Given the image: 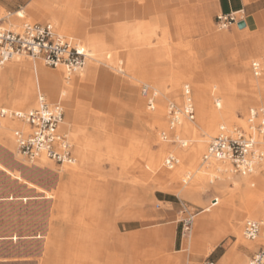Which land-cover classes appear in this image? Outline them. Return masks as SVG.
<instances>
[{
  "label": "rangeland",
  "instance_id": "1",
  "mask_svg": "<svg viewBox=\"0 0 264 264\" xmlns=\"http://www.w3.org/2000/svg\"><path fill=\"white\" fill-rule=\"evenodd\" d=\"M33 1L0 0L2 3L0 5V18L3 24L13 30H20L23 25L29 23H49L54 27L55 25L50 21L51 15L38 14L44 21L31 20L32 14L30 11L32 10L31 4ZM130 1L132 4H139L138 0ZM154 1L158 3L159 7L162 6V0ZM164 1L170 2L173 6L176 4V0ZM41 3L46 6L49 1H41ZM120 4H122L121 0H67L68 7L73 8L78 16L87 14L92 23L98 24L91 34L102 38L106 37L103 40L111 54L116 53L124 56L128 54L127 56H132L138 50L132 47L130 41L135 40L138 33L124 34L123 31L115 30L116 26L125 22L123 19L116 17ZM175 7L163 10L162 12H168V17L159 14V19H155V13L150 9L151 25L160 30H169L171 34L169 46L171 48L174 44H179L178 46L183 47V50L181 49L182 53L192 51L196 60L201 62L204 68L221 66L231 83L241 84L244 81L248 83L250 79L264 77V11L253 16H245L247 30L240 32V29L235 27L222 30L215 25V17L220 14L216 10L215 0H185V14L180 23H177L175 18L169 15V11H172ZM18 10H24V19L15 17V12ZM58 11L72 12L71 9L64 7L56 8V12ZM84 21L88 25V19ZM133 21L140 23L141 15L133 17ZM10 24H13V26ZM54 28L59 35L71 38L76 43L86 47L89 54L91 53L88 44L82 43L79 29H72L70 32L64 33L56 27ZM106 28L115 31L106 32ZM157 35L151 36L149 47L158 46L162 35L160 33ZM109 56H111L110 59L102 58L97 67L109 77L113 84H108L105 80L101 83L99 80L88 81V86L78 89L79 93L85 97V105L88 107L89 115L80 116L73 127L85 138V141L82 142V148L87 150L94 162H90L86 166L79 165L74 153L76 143L71 138L69 131H61L67 136L72 146L75 162L71 165L77 167L75 176L71 177L64 171L67 166L56 165L44 158L54 174L61 176V179H55V175L53 178L48 179L37 180L33 178L28 171L34 168V163L28 162L19 154L15 143L14 133H22L25 130V126L23 128L24 123L11 117L0 119V123L9 120L8 122L12 125L18 124V127L17 125L15 127L10 126L11 128L8 129L13 137L11 145L14 147L15 154L11 151L3 152L0 148V165H2L0 167V259L6 260V262L0 264H20L11 262L15 261L16 258H21L22 264H44L41 256H37L36 253L17 255L14 258L12 251L20 254L23 250L35 249L36 246H40V243L50 230L54 229V226H60V230L64 233L74 231L76 234L81 235L80 232L85 230L93 233L100 225L107 227L106 230L109 229V226H114L120 237L124 239L120 253L110 260L113 264H203L208 261H213L216 264H247L258 248L264 246V241L256 240L252 244L247 242L243 236L244 224L247 220H254L264 225V220L255 219V216L260 215L256 210L264 208V156L256 164L254 171L250 175H246L252 176L254 172H257L259 184L253 185L252 183L247 187L241 184L239 189V192H245V198L249 196L250 200L254 202V208L250 212L252 215L256 211L254 218L246 217L239 201H236L234 217L237 219L242 218L240 228L236 227L233 231L225 232L222 239L210 252L189 251L186 248V242L196 217L210 215L214 208H220L217 209L219 211L214 222L216 225L226 223L227 217L225 214H228L230 208L227 205L225 206L224 203L229 199V193H224L217 188L218 180L216 177H213L211 182L207 179L205 184L197 189L192 198L182 193L163 192L158 189L156 184L149 187L147 186L149 183L142 182L139 171L136 169L139 165L145 166L142 156L140 157L143 152L141 153L139 150L144 146H146L144 152L148 149L159 151L164 148L165 143L168 144L166 148L169 149L170 153L166 156L167 158L170 155L175 157L174 152L176 149L189 147L191 142L188 136L180 133L179 139L176 137L174 129L178 124L173 130H169L167 110L170 102H173L178 108H182L184 85L189 82L183 80L178 95L172 96L169 93L172 86L170 83L171 74L168 71L165 90L162 92L156 89L158 88L157 85L144 81L143 77L139 76L148 69H154L156 67L154 62L149 60L143 62L142 58L139 57L134 68L135 74L132 75L125 70L126 67L121 63L119 64L120 67L111 65L112 55L109 54ZM19 59L30 63L35 61L26 56H19ZM36 61L41 63L45 71H54L60 68L66 73L61 66L50 68L40 60L36 59ZM88 61L81 71L71 74L69 77L81 78V75L86 73ZM253 61H258L262 66L260 76L256 77L252 73L251 63ZM186 63V61H183L179 64L182 78L186 73ZM197 65L200 66L199 63ZM199 66H197L198 70L200 69ZM143 85H149L157 92L154 109L152 110L147 108L146 102L140 94ZM213 85L215 84L212 82L205 84L206 88ZM246 86L248 89L250 88L249 85ZM189 90L194 108V119L190 121L184 115L180 119L183 120L184 118L191 124L196 125L198 131L203 135L205 124L203 119H200L190 85ZM38 96H42L41 93L36 94V105ZM218 96H221V94L209 91L204 93V97L211 103L210 106L214 105ZM236 96L246 103V111L235 110L236 123L232 125V133L228 134L233 136L235 129H242L247 134L253 135L259 143L260 140L255 130L258 120H254L250 131L247 129L249 124L243 125V122L245 120L247 122L250 109L258 111L260 110L258 108L261 107L264 113V95L256 94V96H253L254 101L257 103L254 106H252L253 102L250 98L252 94L239 91ZM46 101L51 104L57 103L48 98H46ZM159 105L164 107L163 121L166 123L165 127H160V124L158 125L153 118V114ZM36 107L16 110L11 109L6 104H0V109L19 112H27ZM63 113L62 123L65 120L64 107ZM166 128L167 130H165ZM163 131L169 134L166 141L161 138V132ZM1 133L2 127L0 124V140ZM218 134L208 137L206 148ZM182 140L187 144L184 148H181L179 144ZM94 141H101L99 148L92 147ZM110 142L116 148L128 149L133 147L136 152L130 157V161L132 164L135 163L136 168L134 170L129 166L122 168L120 165L109 161L106 156V149ZM263 147L260 148L264 151ZM222 166L228 170L233 178L240 179L242 177L237 173L233 174L228 166ZM228 172H224V174L229 175ZM118 176H120V185L116 181ZM180 176L182 177V174ZM250 179L253 181L255 178ZM31 195L34 196L32 200L29 199ZM215 199L217 200L216 204H214ZM98 215L99 217H97ZM132 216H139V218L129 221V217L132 218ZM58 217H62L61 220ZM190 217L192 220L184 226V223ZM161 229L166 231L165 236L154 238L152 236L154 230ZM25 232L33 235L36 233L34 240L37 245L28 243L31 241L28 238L31 237H25L23 235ZM12 233L16 236L13 237ZM4 235H7L5 239H3ZM91 238L95 239L93 235L89 237V240ZM249 249H251L250 253H245ZM223 254L224 259L222 261H215L218 256ZM116 258H118L117 261ZM88 262L94 263L96 261L88 259Z\"/></svg>",
  "mask_w": 264,
  "mask_h": 264
},
{
  "label": "bare ground",
  "instance_id": "2",
  "mask_svg": "<svg viewBox=\"0 0 264 264\" xmlns=\"http://www.w3.org/2000/svg\"><path fill=\"white\" fill-rule=\"evenodd\" d=\"M48 1L49 4L46 6H43L41 1H37V5L42 8L40 15H51L50 21L53 22L55 25L54 27L64 33L70 32L72 29H79L82 43L88 44V48L90 49L91 53L89 54L90 57L88 59L89 63L86 73L81 75V78L69 77L60 68L56 67L57 69L54 71H45L41 63L36 61V59L30 63L21 61L19 56H13L0 66V104H6L8 107H11V109L16 110L34 107L37 106L35 103L37 93H41L45 99L48 98L53 102L61 104L62 108L64 107L65 109V120L63 123H61L59 129L62 132H70L71 138L76 143V148L74 151L76 160L79 165L86 166L88 163L94 162V159L88 154L87 150L82 148V142L85 141V138L80 133L75 131L73 127L75 121L80 116H85V114H88L89 111L88 107L85 105V97L79 93L78 89L88 86V81L94 82L99 80L101 83L105 80L108 84H113L111 83L109 77L102 73L97 67V64L102 58H111L109 54L112 55V59L110 60L111 65L113 64L115 67H120L119 64L121 63L124 67H126L125 70L129 71L132 75L135 74L134 68L139 57L142 58L143 62H147L148 60L154 62L156 64L154 69H148V71L143 72L139 76L143 77L144 81H149L152 84L157 85L158 88L156 89L162 92L165 90L166 76L169 72L171 74L170 83L172 86V89L169 93L172 96L178 95L183 80L189 82L187 84L188 86L184 85V88L189 90L190 85V88L194 93V102L196 100L195 103L198 107L200 119H203V123L205 124V129L203 130L204 134L201 135L196 125L193 123L191 124L184 118L183 120L179 119L178 126L176 129L173 128L176 132V137L179 139V134L182 133L183 135L188 136L191 143L186 149L175 150L174 153L178 162L172 168H168L165 165V161L167 159L166 156L170 153L169 149L166 148V146H168L166 143L164 148L159 151H151L148 149L144 152V148H146V146L140 148L139 150L141 153L143 152L140 154V157L142 156L145 166L143 167L142 165H139V167L136 168V166H134L135 163L132 164L130 161V157L134 152H136L134 151L133 147L128 149L116 148L110 142L106 149V156L108 157L109 161L116 165H120L122 168L127 166L133 168V170L136 168L141 176V181L143 180L142 182L149 183L147 185L149 187H151L153 184H156L158 189L163 192L172 194L182 193L190 198L194 197L197 189L203 186L207 179L209 182H211L212 178L216 177L218 180L217 188L224 193H229L230 195L227 202L224 203L225 206L227 205V207L230 208L228 214H225L227 221L223 225L215 224L214 219L216 215H218L219 211L217 209L220 208H214L210 215L196 217L186 242V248L189 249V251H204L205 253L210 252L222 239L225 232L233 231L236 229V227L240 228L242 224V218L237 219L234 217L236 201H239L243 214L246 217H253L254 213L257 211L260 215L258 217L255 216V219L264 220V208L256 210L251 215L250 212L254 208V202L250 200L249 196L245 198V192H239L241 184H244L246 187L252 185V183L253 185L259 184L257 172L252 174L254 177L242 176L240 179H235L232 175H230L228 170L222 166H228L230 171L233 174H236L233 172L228 162H203L201 159L206 150L208 137L219 133L221 127H224L228 133H232V125L236 123V118L234 117L235 110L241 109L243 112L246 111V103L243 102L240 97H237L236 93L242 91L252 94V96H250L253 102L252 106L257 105L253 99V96H256V94L264 95V77L261 79H250L248 83L247 81H244L241 84L231 83L227 79V75L221 66L214 68H204L203 64L196 60V57L192 51L189 50L188 53H182L183 47L181 48V45L178 46L179 44H174L173 48H171V46H169V39L171 36L169 30H160L159 28L151 25L150 13L151 10L154 11L155 19L160 18L159 14H163L164 17H168V12L162 11L176 6L172 11H169V15H172L177 23H180L183 20V16L185 14V0H176V4L174 6L170 4V2L162 0L161 7H159L158 3L154 0H138L139 4L137 5L135 3H130V0H121L122 4H120L119 8L117 9L116 17L123 19L125 22L116 26L115 30L123 31L124 34L138 33V37L135 40L130 41L132 47L138 50L137 52H134L132 56H127L128 54L125 56L120 54L118 55L116 53L111 54L103 40L106 37L102 38L91 34L94 27L98 24L92 23L90 21L89 15L87 17V14H80V16H78L73 8L68 7L67 0ZM55 7L69 8L72 10V12H56ZM137 15H141L140 23L133 21V17L135 18ZM15 17L24 19L25 13L23 11H19L15 14ZM85 19H88V25L84 21ZM32 21L44 20L38 15L33 18ZM10 25L13 26V24ZM115 30L106 28V32ZM240 30V32H245L247 30V22L246 26ZM158 33L162 35L158 46H152V48L149 47L151 44V36H155ZM84 48L86 49V47ZM183 61L187 62V69L185 76L182 78V71L179 64ZM198 63L200 66L197 65ZM197 66L200 67L199 70ZM205 82H212L215 85L206 88ZM246 85H249L250 88L248 89ZM207 91L221 94V96H218L217 99H215L213 106H210L211 103H209L204 97V93ZM184 101L185 99L183 97L181 102L182 107L184 105ZM258 109L263 110L261 107ZM251 110L255 109H250L248 111V115ZM163 117L164 107L159 105L156 112L153 114V118L156 120L158 125L160 124V127H165L166 124L163 121ZM8 121L9 120H4L2 123H0L2 127L0 148L3 152L11 151V153L15 154L14 147L11 145L13 137L11 136V132L8 131V129L11 128L10 126L15 127L17 125L18 127V124L12 125ZM71 123L73 124L71 125ZM243 123V125H246V123L249 124L247 129L250 131L252 124L249 123V116H247V122L245 120ZM24 126L25 130L22 133L27 132V126L23 124V128ZM165 130H167V128ZM179 144L181 148L187 146L183 140L180 141ZM258 144L259 149H261V146H264L261 141ZM100 145L101 141H94L92 143L93 148H99ZM262 152L264 153L263 150ZM1 166L2 165H0V167ZM64 166H67L64 171L68 175H71V177L77 174L76 166ZM33 167H31L33 169H30L28 172L33 178L37 180L53 178L55 175L54 171L46 163L44 158H39L34 163ZM224 172H228L229 175H226V173L224 174ZM180 174H182V177ZM59 178L61 179V176L55 175V179ZM250 178L255 179L252 181ZM116 181L118 185L121 184L120 176L116 177ZM33 197L31 195L29 199L32 200L34 199ZM97 217H99V215ZM61 218L62 217H58L60 220ZM94 218L92 219L95 220ZM138 218L139 216H132V218L129 217L128 220H137ZM106 229L107 227L100 225L93 233H91V231L89 232L88 230H85L80 232L81 235H79V233L76 234L74 231L64 233L62 230H60V226H54V229L50 230V232L45 236L43 241L40 243V246H36L35 249L23 250L20 252V254L16 251H12V255L14 258H16L17 255H29L36 253L37 256H41L44 264H113L110 260L111 258H115L116 255L120 253V248L124 244V239L120 237L114 226H109V229ZM165 234L166 231L162 229L154 230L152 236L154 238H161L165 236ZM11 235L13 237L16 236L14 233ZM23 235L25 237H31L28 238L31 239V241L28 243L37 245L32 233L30 234L25 232ZM92 235L95 239L91 238V240H89V237ZM6 237L7 235H4L3 239ZM13 239L16 240L17 238ZM245 240L250 241L247 239ZM256 240L264 241V235L262 231L260 232L259 236L252 241ZM88 259H92L96 262H88ZM0 260H2L0 263L6 262L5 259ZM117 260L118 258H116V261ZM11 262L22 264L23 261L21 258H16L15 261Z\"/></svg>",
  "mask_w": 264,
  "mask_h": 264
},
{
  "label": "built area",
  "instance_id": "3",
  "mask_svg": "<svg viewBox=\"0 0 264 264\" xmlns=\"http://www.w3.org/2000/svg\"><path fill=\"white\" fill-rule=\"evenodd\" d=\"M241 21L245 22L243 10L219 14L215 17V25L222 30L237 28V24ZM13 56L38 59L50 68L61 66L68 76L81 71L90 57L83 46L71 38L59 35L49 23H29L23 25L20 30H13L7 28L0 18V66ZM251 70L254 76H260L262 66L258 62H252ZM140 94L147 108L154 109L157 92L149 85H143ZM183 97L185 101L182 108H178L173 102L167 106L169 130L176 127L182 115L190 121L194 119V108L187 88H184ZM6 116L20 120L27 126L26 133L15 132L14 135L19 154L28 162L35 163L39 158H45L59 166L71 165L75 162L72 146L67 136L59 129L64 118L63 108L59 103L51 104L43 96H38L35 109L27 112L0 109V119ZM248 116L251 124L254 120H258L255 130L261 143L264 144L263 110H251ZM233 132L234 135L230 136L228 131L221 127L219 134L208 144L202 161L228 162L234 173L242 176L250 175L264 154L259 150L258 142L253 135L247 134L242 129H235ZM161 138L166 141L169 134L163 131ZM177 162L176 157L169 156L165 165L172 168ZM216 203L215 199L214 204ZM190 220L191 217L184 226ZM261 231L264 235L262 223L247 220L244 224L243 236L252 241ZM203 264L216 263L208 261ZM247 264H264V246L258 248Z\"/></svg>",
  "mask_w": 264,
  "mask_h": 264
},
{
  "label": "crops",
  "instance_id": "4",
  "mask_svg": "<svg viewBox=\"0 0 264 264\" xmlns=\"http://www.w3.org/2000/svg\"><path fill=\"white\" fill-rule=\"evenodd\" d=\"M37 1L45 2L46 0H34L32 2L31 4L32 10L30 11V13L32 14V19L38 16V14H40L41 9H42L39 5H37L38 4ZM0 5H2L1 2H0ZM215 5H216V10L220 14H228L230 12L243 10L245 13V16H253L255 14H258L264 11V0H215ZM19 11L24 12V10H18L17 12ZM17 12H15V14ZM247 242L252 243V244L255 243V241H247ZM250 251L251 249H249L248 251H245V253L248 254L250 253ZM223 256L224 254L218 256L215 259V261H218V260L222 261L224 259Z\"/></svg>",
  "mask_w": 264,
  "mask_h": 264
},
{
  "label": "water",
  "instance_id": "5",
  "mask_svg": "<svg viewBox=\"0 0 264 264\" xmlns=\"http://www.w3.org/2000/svg\"><path fill=\"white\" fill-rule=\"evenodd\" d=\"M246 26L245 22L241 21L237 24L238 29H243Z\"/></svg>",
  "mask_w": 264,
  "mask_h": 264
}]
</instances>
